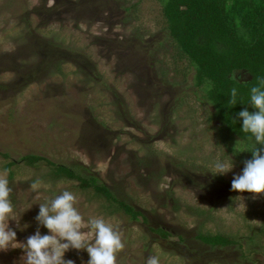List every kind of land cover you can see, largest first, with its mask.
I'll return each instance as SVG.
<instances>
[{
  "label": "rangeland",
  "instance_id": "obj_1",
  "mask_svg": "<svg viewBox=\"0 0 264 264\" xmlns=\"http://www.w3.org/2000/svg\"><path fill=\"white\" fill-rule=\"evenodd\" d=\"M173 49L160 0H0V152L10 155H0V173L9 160L41 155L96 176L148 220L112 214L107 200L53 177L47 163H20L13 178L7 171L17 243L38 227L50 234L35 219L39 203L67 190L85 221L118 228L117 264H146L149 255L160 264H264V193L231 190L243 169L218 142L213 109L193 93V71ZM217 160L232 169L215 174ZM37 179L48 187L34 192ZM199 233L237 243L212 248ZM23 255L0 251V264H23ZM64 258L90 257L70 249Z\"/></svg>",
  "mask_w": 264,
  "mask_h": 264
},
{
  "label": "trees",
  "instance_id": "obj_2",
  "mask_svg": "<svg viewBox=\"0 0 264 264\" xmlns=\"http://www.w3.org/2000/svg\"><path fill=\"white\" fill-rule=\"evenodd\" d=\"M166 28L172 39L176 57L186 60L193 71V93L202 94V102L213 110L210 122L218 142L237 159L244 168V161L252 159L254 138L244 133L238 113L251 106V88L264 79V0H160ZM246 72L250 79L237 76ZM237 89L236 104L231 100V89ZM0 155L9 159L10 155ZM47 163L55 178L73 179L83 189H92L98 197L109 202L111 213L123 211L132 221L148 223L143 212L119 200L112 190L96 176H84L73 167L54 162L44 156L29 154L19 161L6 163L9 178L14 177L13 167L24 163L37 166ZM163 239L171 237L162 228L149 229ZM197 239L212 248L227 247L237 243L222 234L199 233Z\"/></svg>",
  "mask_w": 264,
  "mask_h": 264
},
{
  "label": "clouds",
  "instance_id": "obj_3",
  "mask_svg": "<svg viewBox=\"0 0 264 264\" xmlns=\"http://www.w3.org/2000/svg\"><path fill=\"white\" fill-rule=\"evenodd\" d=\"M250 91L251 106L256 111L250 112L245 108L238 113V117L242 120L241 131L250 133L254 138L250 150L252 159L244 161L242 174L233 177L231 190L259 195L264 193V79ZM236 96L237 89L234 87L231 89L230 100L233 105L236 104ZM232 167L233 164L217 160L214 165L215 174H226ZM7 171L5 169L0 173V251L22 248L23 264H75V261L64 258L65 253L70 249L86 250L90 257L87 264H117V253L125 247L118 228L106 222L103 217L85 221L74 206L77 200L75 194L67 190L45 203H39L35 219L50 234L42 235L38 227L34 234L26 238V242L17 243V233L9 227V221L14 220L9 219L14 212V205L10 199L13 189L9 186ZM30 187L36 192L48 185L37 179ZM17 227H20L19 222ZM85 228L92 231L94 240L87 238L83 230ZM146 264H160L159 257L149 255Z\"/></svg>",
  "mask_w": 264,
  "mask_h": 264
}]
</instances>
